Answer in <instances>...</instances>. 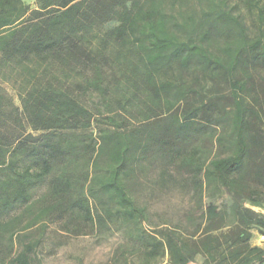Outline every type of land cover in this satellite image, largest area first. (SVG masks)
Masks as SVG:
<instances>
[{
	"label": "trees",
	"instance_id": "obj_1",
	"mask_svg": "<svg viewBox=\"0 0 264 264\" xmlns=\"http://www.w3.org/2000/svg\"><path fill=\"white\" fill-rule=\"evenodd\" d=\"M228 2L0 0V264L54 224L118 234L102 264H264V0Z\"/></svg>",
	"mask_w": 264,
	"mask_h": 264
},
{
	"label": "rangeland",
	"instance_id": "obj_2",
	"mask_svg": "<svg viewBox=\"0 0 264 264\" xmlns=\"http://www.w3.org/2000/svg\"><path fill=\"white\" fill-rule=\"evenodd\" d=\"M24 2L30 6H34V0H24ZM228 5L233 9V13L237 16H240L241 19L248 27H252V18L247 13L246 9L243 7L241 0H229ZM8 92L14 97L16 103L18 104V100L16 97L15 89L11 85H4ZM141 183L143 186L139 191H136V195L138 200L141 203L147 202L149 199V186L146 183L144 178H141ZM43 192L42 189L37 190L36 196L41 195ZM213 201L218 204H229V197L224 193L218 194L213 198ZM186 203V201L184 202ZM149 208L152 213V221L154 223H160L159 217L166 216V218H175L178 214L179 207L178 205L183 204L180 200V197L177 193L167 195H158L155 199H149ZM260 214H264V208L258 209L255 208ZM59 227L57 224L50 225L48 234L45 239V243L43 244V251L40 256L43 260L44 264H102L105 263L109 254L111 253L113 247L119 242L120 237L118 234L113 236H108L102 242H97L94 237L89 238H69L62 234L63 242L61 245H58L54 252L51 254L49 251L51 250L52 242L50 239L52 237H56V233H58ZM61 233V232H59ZM61 234H58V236ZM58 238V237H56ZM253 244L262 246L263 240L260 239L257 235L254 236ZM203 259L197 258L195 262L191 264H202Z\"/></svg>",
	"mask_w": 264,
	"mask_h": 264
}]
</instances>
